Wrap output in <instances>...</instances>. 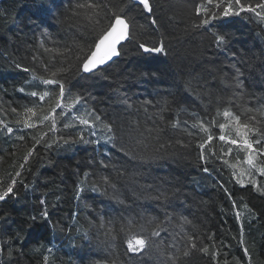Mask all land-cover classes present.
Wrapping results in <instances>:
<instances>
[{
  "label": "trees",
  "instance_id": "16d2710c",
  "mask_svg": "<svg viewBox=\"0 0 264 264\" xmlns=\"http://www.w3.org/2000/svg\"><path fill=\"white\" fill-rule=\"evenodd\" d=\"M199 2L152 0L150 17L133 0H128L126 10L137 39L151 45L163 38L167 54H141L135 42L129 43L107 72L89 79L74 76L71 81L75 86L73 91L85 94L88 106L113 124L118 139L52 149H46L41 143L25 162L24 157L34 145L32 137L47 131V125L17 131L21 127L15 122L17 113L23 112V105L31 106L35 98L18 91L30 79V73L17 69L15 64L34 68L39 61L34 63L33 55L48 62L50 54L39 48L44 32L53 40L71 43L75 30L69 25L75 21L67 17L76 0H55L59 6L52 17L45 16L42 9L53 7V0H0V120L14 129L11 135L0 132V190L16 179L14 190L18 193L16 198L0 202V215L7 214L8 219L7 223H0V239H11L14 249L11 259L4 253L3 264H43L42 257L47 253L33 250L38 247V238L45 247L54 246V264H111L113 260L116 264H161L155 248L139 254L128 253L121 232L129 219L137 226L144 223L142 218L164 219L157 202L149 198L153 194L150 186L161 184L179 189L173 207L167 210L191 220L192 225H185V230L199 234L203 244L215 241L220 253L216 257L219 264L225 261L247 264L248 255L252 257L251 264H264V195L247 182L242 187L232 176V164L239 161L247 165L245 153L232 146L231 155L222 159L213 157L207 165L211 171L205 173L197 148L194 145L184 148L177 143L189 139L183 132L185 121L191 125L196 116L210 118L219 106L218 98L232 97L233 90L223 81L231 83L230 78L235 74L233 63L244 72L246 95L239 101L240 110L259 107L264 102V23L253 13L243 12L227 21H214L223 24V29H195L192 24L199 18L194 9ZM242 2L255 6L260 0ZM113 3L119 4L120 0ZM152 17L157 20L158 30L151 23ZM212 31L228 35L224 48L215 47ZM44 43L53 47L49 40L45 39ZM29 90L35 89L26 88ZM125 94L131 107L120 102ZM149 100L152 104L144 103ZM177 120L181 127H171ZM217 120L222 122L223 117ZM62 123L58 124L56 136L76 133L77 128L63 129ZM154 127L163 128L159 139L156 132L148 131ZM212 131L219 135L218 128ZM20 135L25 139L19 140ZM52 136L49 133L45 139ZM161 144L167 146L162 148ZM212 144L217 156H221L222 147L225 150L229 147L218 140ZM122 146L131 149L136 158L125 155ZM101 161L110 166L103 167ZM259 161L264 166V157ZM113 165L121 175L117 176ZM16 172L21 175L17 177ZM85 172L91 174L88 180L101 190L92 191L91 183H86L85 191L77 199L76 187ZM256 174L252 171L253 178L264 186V176L255 177ZM104 175L111 176L116 185L115 194L123 203L113 198L111 187L100 182ZM41 200L47 205L54 227L31 231L30 218L38 216L44 208ZM245 204L250 212L244 209ZM237 210L242 213L239 218ZM101 217L104 228L100 227ZM109 220L114 223L107 224ZM42 223L48 224V221ZM177 223L174 219L168 233L161 234L163 240L154 239L167 247L179 230ZM108 227L115 229V242L105 236ZM77 229H87L90 239L83 238V232ZM17 233L23 237L22 241H16ZM210 234H214L212 240L207 239ZM245 247L248 255L244 253ZM216 261L210 254L193 251L179 264H216Z\"/></svg>",
  "mask_w": 264,
  "mask_h": 264
},
{
  "label": "snow or ice",
  "instance_id": "6c2138e0",
  "mask_svg": "<svg viewBox=\"0 0 264 264\" xmlns=\"http://www.w3.org/2000/svg\"><path fill=\"white\" fill-rule=\"evenodd\" d=\"M133 2L151 17L153 13L152 0H133ZM53 5V7L42 9L45 16L52 17L54 15L56 7L59 5L55 4V0H53ZM127 6L128 0H120L119 4L113 3V0H76L67 17L75 21V23L69 25L70 28L75 30L71 43L53 40L48 33L44 32V39L40 41L39 48L44 53L50 54L48 62L44 63L43 58L33 55L32 61L34 63L39 61L36 67L29 68L19 63L15 64L17 69L30 73V79L26 80L25 86L20 87L18 91L35 98L31 101V106L23 105L22 113H17L16 108L11 109L13 113L18 115L15 122L21 127L17 131L43 128V126L47 125V131H41L39 136L32 137L34 145L24 157L25 162L35 152V146L41 143L46 149H52L54 146L60 148L76 143L100 144L101 140L107 143L118 139L113 124L103 119L94 108L88 106L85 94L73 91L75 86L71 81L74 76L89 79L107 72L117 62L116 58L121 57L122 51L129 43L135 42L141 54H167L163 38L151 45L140 42L137 39L130 26V19L126 10ZM194 11L199 18L198 22H193L192 24L195 29H223V24L218 25L214 21H227L228 18L238 17L243 12L253 13L260 22L264 23V0H260L255 6L251 3H244L242 0H200ZM57 19L59 23H63L59 18ZM151 23L157 26L158 30L155 17L151 18ZM43 24L44 20L41 19V25L43 26ZM48 27H52V25H48ZM212 35L214 37L213 43L217 49H222L227 45L229 37L226 33L212 31ZM77 36H79V39ZM45 39L51 41L53 47H47L44 43ZM232 55L235 57V53ZM232 67L235 70V74L230 78L231 83L229 84L228 80L223 81L225 85L233 90L232 97L228 99L218 98L217 105L219 106L216 108L214 115L210 114V118L196 116L191 125H188V122L185 121L183 132L186 133L189 139L187 142L178 140L177 143L184 148H190L193 145L197 148L198 160L204 165L202 170L205 173H210L211 170L207 165L213 157L222 159L223 156H229L233 151L232 146H236L238 150H242L245 153V163L248 165V171L240 169L237 172L235 170L239 164V161H237L236 164L231 165L234 169L232 176L242 187L251 184L256 191L264 195V186H261L251 175L254 170L260 176H264V166L257 164V160L260 157H264V102H261L259 107H246L242 111L240 110L239 101L246 95L244 72L242 68L236 66V63H233ZM26 88L35 90L26 91ZM120 102L128 107L132 106L129 104V97L126 94ZM144 103L152 104V101L149 100ZM78 105L79 108L77 107ZM234 108L237 111H233ZM58 109L60 110L59 113L57 112ZM74 109L75 111H73ZM258 116L260 117L259 119ZM217 117H223V121L218 122ZM65 118L68 119L65 120ZM160 119L163 121L162 115H160ZM62 121L63 129L77 128L76 133L74 135L65 136L61 134L56 136L58 124H61ZM171 127L180 128V122L178 120L172 122ZM213 128L219 129L218 136L213 134ZM148 131L149 133L156 132V138L159 139L163 128L154 127L153 129H148ZM0 132L11 135L14 129L9 127L4 120H0ZM49 133H53V136L45 139ZM17 138L19 140L25 139L23 135ZM213 140H218L229 146L226 150L223 147L221 148V156H217L215 147L212 144ZM166 146V144H161L162 148ZM121 151L125 155H132L133 159L136 158L131 149L122 146ZM100 163L105 168L110 166L103 161ZM224 163L228 164V161L224 160ZM112 167L117 176L122 174L114 165ZM21 168H23V165H21ZM15 175L19 177L21 174L16 172ZM90 175V173L85 172L84 179L77 184V199L80 198V193L85 191L84 185L86 183H91L92 191L101 190L94 182L88 180ZM100 182L113 189L114 199H117L119 203L124 202L115 194L116 185L112 182L111 176H101ZM20 183L23 184V181L21 180ZM16 184L17 180L12 179L6 188L0 190V202H7L8 199L18 196V193L14 190ZM24 187H27V185H24ZM150 187L153 194L149 198L157 202L158 207L163 212L164 219L161 220L155 216L142 218L144 223L138 226L132 219H129L127 224L121 227V232L124 233L126 251L139 254L146 249L155 248L158 257L161 259V264H179L182 259L190 257L193 251L210 254L212 259L216 261V257L220 253L219 249L216 248L215 241L212 240L214 234H210L207 237V239L212 240L210 245L203 244L202 237L199 234L185 230V225H192L191 220L183 215L176 216L174 210L173 212L167 210L173 207L179 189L168 187L164 184ZM225 191L227 192L226 189ZM228 195L231 197L230 193ZM40 203L44 205V208L38 216L34 215L30 218L31 223L28 228L31 231H36L37 228L45 230L49 226L54 227L49 219L45 201L41 200ZM235 204L236 202L233 200L234 207ZM243 207L246 211H251L246 204ZM241 215L242 213L237 210V218ZM174 219L178 220L177 228L179 230L173 235L171 243L164 247L154 238L163 240L164 237L161 234L168 233L169 226L172 225ZM100 220V227L104 228L103 217ZM43 221H48V224L42 223ZM73 221L75 222V216ZM7 222V214L0 215V223ZM113 223L114 221L112 220L107 221V224ZM242 227L243 225H241ZM77 231L83 232V238L90 239L87 229H77ZM105 236L111 237L112 241L115 242L117 238L115 229L108 227L105 231ZM15 239L19 242L23 240V237L17 233ZM36 243L38 247L33 249L34 251L40 252L43 250L47 253V255L42 257L43 264H50V261L51 264H54V246L45 247L40 243L39 238ZM210 248L212 249L211 252ZM13 251L11 239H0V264H3L2 258L5 252H7L8 258L11 259ZM15 251L19 252L20 250L16 249ZM248 252V248L245 247L244 253L248 255ZM251 260L252 257L248 255L247 264H251ZM97 264H101V262H97ZM111 264H116V261H111ZM216 264H219V262L216 261ZM225 264H227L226 261Z\"/></svg>",
  "mask_w": 264,
  "mask_h": 264
},
{
  "label": "rangeland",
  "instance_id": "374dc122",
  "mask_svg": "<svg viewBox=\"0 0 264 264\" xmlns=\"http://www.w3.org/2000/svg\"><path fill=\"white\" fill-rule=\"evenodd\" d=\"M257 164L260 165V161H259V159L257 160ZM240 169H244V170L247 172V171H248V165H245V166H244V163L241 162V163L237 166V168H236L235 170L240 171ZM253 171H254V170H253ZM251 175H252V172H251ZM256 176H258V174H256L255 177H256ZM246 182H247V181H246Z\"/></svg>",
  "mask_w": 264,
  "mask_h": 264
},
{
  "label": "bare ground",
  "instance_id": "6f19581e",
  "mask_svg": "<svg viewBox=\"0 0 264 264\" xmlns=\"http://www.w3.org/2000/svg\"><path fill=\"white\" fill-rule=\"evenodd\" d=\"M207 260H209V259H207Z\"/></svg>",
  "mask_w": 264,
  "mask_h": 264
},
{
  "label": "water",
  "instance_id": "95a60500",
  "mask_svg": "<svg viewBox=\"0 0 264 264\" xmlns=\"http://www.w3.org/2000/svg\"><path fill=\"white\" fill-rule=\"evenodd\" d=\"M117 59V58H116Z\"/></svg>",
  "mask_w": 264,
  "mask_h": 264
}]
</instances>
